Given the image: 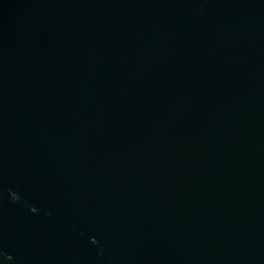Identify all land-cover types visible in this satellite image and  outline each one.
I'll return each instance as SVG.
<instances>
[{
	"label": "water",
	"instance_id": "1",
	"mask_svg": "<svg viewBox=\"0 0 264 264\" xmlns=\"http://www.w3.org/2000/svg\"><path fill=\"white\" fill-rule=\"evenodd\" d=\"M0 264H264V0H0Z\"/></svg>",
	"mask_w": 264,
	"mask_h": 264
}]
</instances>
